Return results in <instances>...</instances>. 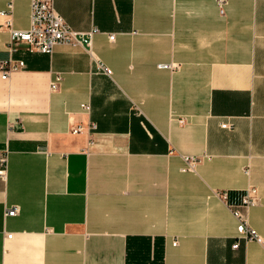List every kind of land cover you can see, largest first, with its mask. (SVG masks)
Segmentation results:
<instances>
[{"label":"crops","instance_id":"obj_1","mask_svg":"<svg viewBox=\"0 0 264 264\" xmlns=\"http://www.w3.org/2000/svg\"><path fill=\"white\" fill-rule=\"evenodd\" d=\"M219 1L54 0L98 32L48 55L9 44L30 2L0 0V264H264V0Z\"/></svg>","mask_w":264,"mask_h":264},{"label":"built area","instance_id":"obj_2","mask_svg":"<svg viewBox=\"0 0 264 264\" xmlns=\"http://www.w3.org/2000/svg\"><path fill=\"white\" fill-rule=\"evenodd\" d=\"M30 2V20L28 28L24 30L9 29V44L24 43L27 46V50L32 53L52 54L53 48L57 44H71L90 46L91 39L95 33L98 32L97 28L93 27L89 31L78 33L69 28L64 19L58 14L54 7V0H29ZM220 4L222 0L219 1ZM11 8V4H8V9ZM110 40L114 39L113 34H109ZM88 54L92 56L90 49ZM96 70L102 72L105 75H110V70L104 66L101 62L94 59ZM22 62L18 65H14L4 72V76L9 72L14 71L17 67H21ZM172 66L169 64H158L160 69H170ZM59 76H56L52 83L54 88L58 81ZM81 109L88 112L89 105H81ZM183 123V121H180ZM222 128L226 127V124L221 125ZM95 124L91 123L87 127L88 130H94ZM72 132H80L84 130L82 126H72ZM186 166L182 170L193 171L196 165V160L191 157H184ZM7 169L6 156L0 157V178L5 179ZM258 202L256 191L253 188H248L242 197L241 203L236 208L231 209V213L236 220V232L239 239L243 240H255L261 242V239L253 232L248 226L247 211L250 207L254 206ZM17 212V208L12 207L6 209L4 212V218L14 216ZM7 239L11 238V235L6 236ZM238 242L232 245L233 249L238 248Z\"/></svg>","mask_w":264,"mask_h":264},{"label":"trees","instance_id":"obj_3","mask_svg":"<svg viewBox=\"0 0 264 264\" xmlns=\"http://www.w3.org/2000/svg\"><path fill=\"white\" fill-rule=\"evenodd\" d=\"M161 264H162V259H161Z\"/></svg>","mask_w":264,"mask_h":264}]
</instances>
